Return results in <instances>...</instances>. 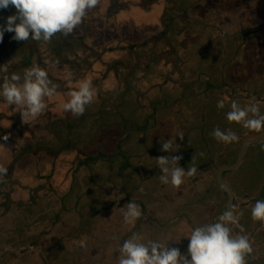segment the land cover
Returning a JSON list of instances; mask_svg holds the SVG:
<instances>
[{
  "label": "rangeland",
  "instance_id": "1",
  "mask_svg": "<svg viewBox=\"0 0 264 264\" xmlns=\"http://www.w3.org/2000/svg\"><path fill=\"white\" fill-rule=\"evenodd\" d=\"M178 5L182 12L169 11L177 19L165 34L167 10ZM256 18H264V0H100L72 34L58 33L50 43L18 42L4 33L19 62L9 76H23L37 64L58 87L29 124L22 122L19 106L0 97V164L9 171L0 183V264H119V249L134 232L141 242L187 255L191 231L217 222L227 202L216 174L227 164L230 146L209 145L205 137L206 147L200 121L213 125V106L220 100L229 108L233 100L241 107L258 103L264 114V63H250L260 59L256 48L245 41L248 49L239 51L238 43L241 26L250 29ZM262 23L259 36H252L258 45ZM27 57L31 65L24 64ZM86 79L96 95L77 118L62 105ZM229 129L237 144L264 132L237 123L223 131ZM169 139L174 153L161 150ZM200 150L207 162L195 177L185 175L179 189L161 183L156 158L182 156V167L185 154L196 161ZM255 154H264V140L251 145L244 159ZM236 174L226 172L225 180L236 191L238 223ZM130 201L142 211L134 226L124 223L120 211ZM81 240L86 247L79 246Z\"/></svg>",
  "mask_w": 264,
  "mask_h": 264
},
{
  "label": "clouds",
  "instance_id": "2",
  "mask_svg": "<svg viewBox=\"0 0 264 264\" xmlns=\"http://www.w3.org/2000/svg\"><path fill=\"white\" fill-rule=\"evenodd\" d=\"M99 3L100 0H0V9H7L9 6L16 9V13L7 18L6 27L0 26V42L3 41L5 32L14 33L12 39L18 42L32 39L50 43L58 33L67 37L82 24L87 12L95 9ZM8 72L7 65L0 67V79L3 81L0 83V97L9 105L19 106L22 122L29 124L44 112L47 108L46 98L51 99L58 86L49 79L48 72L37 64L25 68L23 76L16 73L9 76ZM67 95L70 99L63 103L62 108L78 118L93 103L96 90L91 80L86 79L79 83L77 90L70 91ZM217 107L224 108V100L218 101ZM230 108L226 114L230 123L236 122L249 131L264 130V114L260 113L258 103L241 107L233 100ZM211 135L226 145L239 141V137L230 129L222 131L217 127ZM179 137L181 140L184 138L183 135ZM3 139L7 141L9 137L5 135ZM161 150L176 152L172 139L162 143ZM181 159L182 156L173 155L156 158L162 171L159 177L161 183H171L179 189L184 183L185 175H197L195 166L185 173L184 168L179 166ZM7 171L0 164V183H6ZM120 211L127 225L134 226L142 216L139 204L134 201L128 202ZM251 214L253 221L264 222V200L256 201ZM236 223L234 210H226L218 217L217 222L195 227L188 237L190 243L187 255H182L178 248H169L168 245L156 241L141 242L143 237L134 232L119 249V264H247V257L254 250L248 236H237L232 232V225ZM79 246L86 247V242L79 241Z\"/></svg>",
  "mask_w": 264,
  "mask_h": 264
},
{
  "label": "flooded vegetation",
  "instance_id": "3",
  "mask_svg": "<svg viewBox=\"0 0 264 264\" xmlns=\"http://www.w3.org/2000/svg\"><path fill=\"white\" fill-rule=\"evenodd\" d=\"M253 15L255 14L253 13ZM263 19L256 18L254 20V25H250V29L247 30L245 29L244 26H241V28L238 31L240 36L241 48L243 49L244 42L246 41V43L250 44L251 48H256L254 50L255 54H257V58H260V59L252 58L253 60L250 61V63L258 62V61L264 62V34H263V39L260 40V42L263 44L258 45L256 40L259 39L255 40L252 37L254 35H256V37L259 36L258 28L263 22ZM255 54L252 56L254 57ZM261 135H264V132H261V134H259L256 137H260ZM233 152H235L233 156L234 159L236 160L238 156V152L236 151ZM244 156L239 166L236 169L232 170V171L236 170V172L239 173L236 174L234 179H236V181L238 182V187L240 191V202L242 206L240 215L238 217V223H237L235 235L237 236L246 235L249 238V241L254 250L253 254L257 255V257H253L252 255H250L247 257V260H251L253 264H264V222L253 221L251 214V209L254 207L256 201L264 200V154L263 155L255 154L250 159H244ZM252 160L254 163L252 162ZM245 170L247 171L252 170L250 172L251 174H249L248 172L245 173ZM241 229H243V231H241Z\"/></svg>",
  "mask_w": 264,
  "mask_h": 264
},
{
  "label": "crops",
  "instance_id": "4",
  "mask_svg": "<svg viewBox=\"0 0 264 264\" xmlns=\"http://www.w3.org/2000/svg\"><path fill=\"white\" fill-rule=\"evenodd\" d=\"M163 1V0H162ZM164 3V2H163ZM165 9V8H164ZM239 51H243L244 50V52L246 51L245 49H248V45H246V44H244V47H243V49L241 48V43H240V39H239ZM264 63V62H263ZM202 89H205L204 87L202 88ZM207 92L208 91H204V92H202V94H207ZM214 105L215 106H213V108L214 109H216V112H218V114H216L217 116H218V119H216L215 120V122L213 123V125H210L209 123H207V121H205V122H202L201 123V121H200V124H201V127L204 129V131H205V137L207 138V140L209 141V145H216V146H221V147H223L224 146V143H222V142H218L212 135H211V133L213 132V130L215 129V128H217V127H219L222 131L225 129V127H230V126H232L233 124H236V122H229L228 120H227V118H226V114L231 110V108H229L228 107V105H225V107L224 108H222V109H219L218 107H217V104H215L214 103ZM228 124V125H227ZM226 125V126H225ZM253 138H255V137H253ZM253 138H247V139H244V140H242V142H239L240 143V145H239V143L237 144V143H231V144H228V146H230V147H228V160L226 161L227 162V164L226 165H230V164H232L233 162H234V153L235 152H233V151H236V152H238L239 153V151L241 150V148H242V146L244 145V143L246 142V141H248V140H250V139H253ZM212 143V144H211ZM251 147V146H250ZM249 147V148H250ZM248 148V149H249ZM189 151H195V149H189ZM188 151V152H189ZM248 151V150H247ZM247 151H246V153H247ZM232 152V153H231ZM195 153V158L197 159L196 161H194V164H197L196 165V167L198 168V167H200L202 164H200V163H205V162H207V157L205 158L204 157V151L203 150H200V151H198V152H194ZM201 153H203V155H201ZM193 154V153H192ZM185 161H182V163H181V166L183 167V168H185L186 170H188L190 167H192L193 166V156L192 157H190V158H187L186 157V154H185ZM190 160V161H189ZM189 162L188 164H186V162ZM199 162V163H198ZM182 164H184L185 165V167L182 165ZM180 165V164H179ZM221 167V166H220ZM198 169H201V168H198ZM234 174V173H233ZM233 176V175H232ZM233 189V191H234V193L236 192L235 190H234V188H232ZM225 194V193H224ZM225 211H226V208H225ZM220 216V215H219ZM217 219V218H216ZM234 226H235V224H234ZM233 231H234V234H236V230L233 228Z\"/></svg>",
  "mask_w": 264,
  "mask_h": 264
},
{
  "label": "trees",
  "instance_id": "5",
  "mask_svg": "<svg viewBox=\"0 0 264 264\" xmlns=\"http://www.w3.org/2000/svg\"><path fill=\"white\" fill-rule=\"evenodd\" d=\"M12 6H9L7 9H0V26H3V27H6V23H7V18L9 17V16H11V15H13V13H12V11H13V9H15V7L13 8V9H10ZM189 6H187V8H188ZM169 11H175L176 13H179L180 11H181V8L179 7V5H178V7H176L175 9H173V10H167V14H168V18L166 19V23L165 24H163L164 25V32H165V34H167L168 32H169V29H168V25H170V23L172 22V21H176V16H175V12H172V13H169ZM182 12V11H181ZM177 15V14H176ZM177 17H178V15H177ZM169 20H170V22H169ZM166 29L168 30V31H166ZM5 33H7L8 35H9V37H13L14 36V33H10V32H5ZM177 35H180V33L178 32V33H176ZM6 41H8V40H6ZM8 46V44L7 43H4L3 41L2 42H0V58H2V59H4L5 60V62H3V65H7L8 66V69L9 70H11V69H13L14 68V66H15V68H16V66H17V63H19L18 61H16L15 60V63H14V59H15V57H14V53H15V47H7ZM143 46H137V49L138 50H140L141 48H142ZM53 62H54V60H53ZM2 62H1V60H0V64H1ZM58 63V62H57ZM14 64V66H12ZM24 64L25 65H31V63H30V57H27L26 59H25V62H24ZM8 75H9V73H8ZM52 80H55V81H57L56 79H52ZM3 81H2V79H0V83H2ZM71 128H73V127H71ZM73 130V129H72ZM201 130H202V132H203V134H202V139H203V141H205V143H206V147L208 146V141L206 142V139H205V131H204V129L203 128H201ZM125 132V130L123 129V133ZM17 141H14V143H16ZM121 143H124V140H120V143H119V146L121 147V146H123V144H121ZM190 149H192V148H190ZM25 152H30V148L28 149V147H26V151ZM209 152V151H208ZM32 153V152H31ZM17 155H19V151H18V149H15V157L17 156ZM100 155V153H98L97 154V156H99ZM20 157L18 156V157H16V158H14L13 159V161H12V164L14 165H17L18 164V159H19ZM91 158H93L92 160H93V162H95L97 159H96V156H91ZM110 160H108V162H109ZM80 164H83V165H85V166H88L89 164H90V161L89 160H83V161H80ZM125 164H127V163H125ZM223 164L224 163H222L221 164V166H223ZM184 167H185V165L184 164H182ZM204 167V165H201L199 168H203ZM198 169V168H197ZM10 171H11V168H10ZM8 173H9V171H7ZM94 183V182H93Z\"/></svg>",
  "mask_w": 264,
  "mask_h": 264
},
{
  "label": "water",
  "instance_id": "6",
  "mask_svg": "<svg viewBox=\"0 0 264 264\" xmlns=\"http://www.w3.org/2000/svg\"><path fill=\"white\" fill-rule=\"evenodd\" d=\"M263 140H264V135H261L260 137H256V138H253V139L246 141L244 143V145L242 146L241 150L239 151L238 156H237L234 163H232L230 165H223V166L219 167L217 174H216V179H217V182H218V185L220 186V188L227 195L226 210H229V211L234 210L233 207H234L235 195H234L232 188L230 187V185L225 180V176H224L225 173L236 169L239 166V164H240L241 160L243 159V156L246 153V151L248 150V148L251 145L259 143ZM232 227H233V225H232ZM232 232H233V229H232ZM252 256L257 257V255H254V254H252Z\"/></svg>",
  "mask_w": 264,
  "mask_h": 264
}]
</instances>
